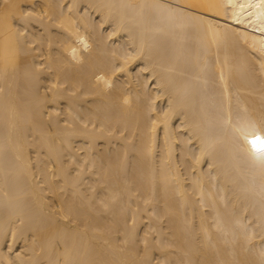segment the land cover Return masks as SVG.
<instances>
[{"label":"bare ground","instance_id":"1","mask_svg":"<svg viewBox=\"0 0 264 264\" xmlns=\"http://www.w3.org/2000/svg\"><path fill=\"white\" fill-rule=\"evenodd\" d=\"M264 0H0V264H264Z\"/></svg>","mask_w":264,"mask_h":264},{"label":"snow or ice","instance_id":"2","mask_svg":"<svg viewBox=\"0 0 264 264\" xmlns=\"http://www.w3.org/2000/svg\"><path fill=\"white\" fill-rule=\"evenodd\" d=\"M252 145L254 147H259L261 150H264V139H261L260 137H256L251 141Z\"/></svg>","mask_w":264,"mask_h":264}]
</instances>
